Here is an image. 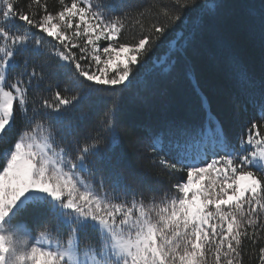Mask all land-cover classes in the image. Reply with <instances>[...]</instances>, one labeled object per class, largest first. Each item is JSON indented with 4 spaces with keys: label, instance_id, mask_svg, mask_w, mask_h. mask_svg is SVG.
I'll return each instance as SVG.
<instances>
[{
    "label": "snow or ice",
    "instance_id": "obj_1",
    "mask_svg": "<svg viewBox=\"0 0 264 264\" xmlns=\"http://www.w3.org/2000/svg\"><path fill=\"white\" fill-rule=\"evenodd\" d=\"M131 9L0 0V264H264V0ZM207 61L232 109L168 107Z\"/></svg>",
    "mask_w": 264,
    "mask_h": 264
},
{
    "label": "trees",
    "instance_id": "obj_2",
    "mask_svg": "<svg viewBox=\"0 0 264 264\" xmlns=\"http://www.w3.org/2000/svg\"><path fill=\"white\" fill-rule=\"evenodd\" d=\"M70 2V0H68ZM153 0H125V3L132 6V12L135 14L136 10H143L147 7L149 3ZM22 5H27L31 3V0H20ZM42 4H47L49 10H53L58 7V0H41ZM36 6L33 5V8ZM138 32V27L135 21H130L126 24L125 29L122 31L121 39L126 41H131L135 38ZM106 44V42H104ZM193 79H188L187 77H181L178 85L174 88L172 99L170 100L168 107H174L177 99L185 107L190 108L193 111L199 110V98L197 96V90L194 89V84L196 80H199L200 88L199 91L210 97V102L213 108L219 109L221 111H230L232 109L231 97L226 93L219 83V78L216 74L215 66L211 61L198 62L192 69ZM137 85H134L130 91L128 97L125 99L126 105V115L124 117V123L126 126L131 127L132 125H142L148 123V109L137 105L133 96L137 90ZM133 131L136 135H143L142 128H134ZM233 134L239 131V122H237L231 129ZM134 159V158H133ZM150 169L151 164L147 160H143L137 164ZM167 181L168 178L165 177ZM245 264H254V261H250L248 256H245Z\"/></svg>",
    "mask_w": 264,
    "mask_h": 264
}]
</instances>
